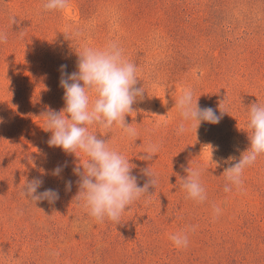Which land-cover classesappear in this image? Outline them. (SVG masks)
I'll return each mask as SVG.
<instances>
[{
  "label": "rangeland",
  "instance_id": "rangeland-1",
  "mask_svg": "<svg viewBox=\"0 0 264 264\" xmlns=\"http://www.w3.org/2000/svg\"><path fill=\"white\" fill-rule=\"evenodd\" d=\"M44 2L0 0V264H264V154L231 191L223 174V158L238 161L250 146L249 107L264 105V0H68L50 11ZM109 43L145 89L125 116L137 136L119 125L89 131L135 165L140 186L150 180L143 169L157 177L119 223L97 222L75 198L73 169L88 157L50 147L43 116L65 107L61 65L78 71L76 50ZM186 88L201 108L219 115L221 104L218 124L177 134L175 101ZM148 145L158 152L143 160ZM188 167L204 169L203 202L180 187ZM34 178L38 192L55 189L59 199L22 195ZM181 232L189 243L177 248L169 236Z\"/></svg>",
  "mask_w": 264,
  "mask_h": 264
},
{
  "label": "clouds",
  "instance_id": "clouds-1",
  "mask_svg": "<svg viewBox=\"0 0 264 264\" xmlns=\"http://www.w3.org/2000/svg\"><path fill=\"white\" fill-rule=\"evenodd\" d=\"M68 0H45L43 10H63ZM7 35L0 32V43L6 42ZM78 54V71L68 74L61 65L60 86L64 91L65 107L60 111H47L46 128L52 135L48 140L50 147H60L66 153H75L77 150L84 153L88 159L73 169L80 179L79 191L75 196L82 201L88 214L97 222L108 219L119 223L122 213L133 202L149 193V186H155L157 177L150 168L143 169V174L150 180L143 186L138 184V178L133 174L135 165L120 152L109 147L108 141L98 138L97 133L90 132L89 126L96 125L104 130H111L114 125L129 136L136 137V129L126 123V114L133 111L132 105L137 98H143L145 89L136 87L138 82L137 67L125 58L123 49L116 43H109L103 49L85 47ZM94 93V96L92 95ZM181 120L177 125V134L188 130L190 124L196 130L202 122L218 124L223 113L221 104L220 114L212 107L201 108L198 100L194 99V91L186 88L175 101ZM246 128L250 146L237 161L235 156L223 158L228 165L223 174L226 181L225 191H231L230 185H242V175L246 167L252 165L258 156L264 154V105L253 103L248 109ZM142 156L143 160H151L157 154L158 147L148 145ZM213 159V153H212ZM233 161H235L233 163ZM216 167L219 162L215 161ZM62 168L57 167L53 174L59 175ZM187 175L180 178V187L187 198L196 202L207 199L206 191L201 183L204 169L188 167ZM71 181L66 188L71 189ZM43 181L34 178L27 182L22 195L32 201L48 200L54 202L59 199L55 189H45L38 192ZM219 208H214L219 213ZM169 239L177 248L188 246L186 233H176Z\"/></svg>",
  "mask_w": 264,
  "mask_h": 264
}]
</instances>
